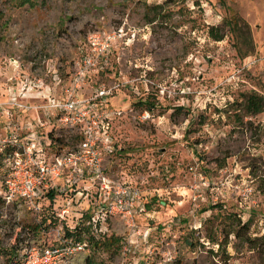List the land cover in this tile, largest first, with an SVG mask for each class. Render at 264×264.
Here are the masks:
<instances>
[{
  "label": "rangeland",
  "instance_id": "374dc122",
  "mask_svg": "<svg viewBox=\"0 0 264 264\" xmlns=\"http://www.w3.org/2000/svg\"><path fill=\"white\" fill-rule=\"evenodd\" d=\"M92 32L115 33L113 54L85 73L80 94L112 88L106 109L121 114L103 172L139 190L138 208L100 220L86 246L64 248L67 229L98 216L102 198L98 180L63 175L49 197L0 201V264H264L232 234L225 247L209 240L224 241L234 216L251 236L264 232V111L240 106L252 91L264 96V0H0V103L62 97ZM5 111L0 121L22 126L44 118ZM51 118L37 136L47 161L80 140L79 128Z\"/></svg>",
  "mask_w": 264,
  "mask_h": 264
},
{
  "label": "built area",
  "instance_id": "2783aa9c",
  "mask_svg": "<svg viewBox=\"0 0 264 264\" xmlns=\"http://www.w3.org/2000/svg\"><path fill=\"white\" fill-rule=\"evenodd\" d=\"M115 36V33L103 35L98 32L88 35L89 53L80 57L72 82L64 89L62 97L50 98L42 105L24 103L15 98L0 103V113H7L5 107L8 106L14 112L13 117L15 113L29 110L35 114L44 112V118L37 114L34 123L25 126L11 119L5 125L6 132H0V175L3 182L0 193L5 202H32L43 189H54L56 182L66 175L65 183L76 184L84 177L99 181L98 192L102 199L97 205L99 215L91 217L95 222L104 221L114 214L130 219L134 207L138 208L141 198L139 190L126 185L114 186L103 172V151L112 148L113 121L121 114L119 110L106 109L112 88L100 86L92 97H82L80 94L86 72H96L110 66ZM113 87L116 89L118 84ZM97 102L105 109L98 110L95 106ZM142 116L148 117L149 114L144 111ZM49 117L62 126L79 128L80 140L72 151L54 154L47 161L43 156L44 147L37 136L39 127L50 124ZM75 247H83V244L77 243ZM55 250L44 249L48 253Z\"/></svg>",
  "mask_w": 264,
  "mask_h": 264
},
{
  "label": "trees",
  "instance_id": "16d2710c",
  "mask_svg": "<svg viewBox=\"0 0 264 264\" xmlns=\"http://www.w3.org/2000/svg\"><path fill=\"white\" fill-rule=\"evenodd\" d=\"M25 2H29V0H25ZM209 34L213 40H217V41L223 39L224 36L222 33L216 31L215 28H211ZM244 38L250 39L249 36H244ZM146 102L147 101H138L137 104L144 106L146 110H150L151 108H149L148 105L151 104V101H148L147 103ZM240 106L244 109V112L247 115L253 116L258 113H261L264 111V96L258 92L252 91L244 96V102L241 103ZM114 146L115 144L112 143V148H111L112 151H114ZM52 189L53 188L43 189L41 195L35 199L41 197H49V195L51 196V192H53ZM0 201H5L1 193H0ZM17 201L20 200H15L13 202H17ZM98 222L99 221L97 222L93 221L90 217V219L89 218L87 219L85 226L84 221L80 219V221H78L73 227H71L70 230L67 229L68 230L66 232L67 237L63 239L62 247L64 248L69 246L75 247L77 243H82L84 246H86V242L82 236L83 234L89 233L90 231L89 229L91 227H96L98 225ZM230 224L231 225L228 226L227 231L224 234L223 237L224 241H217V239H215L214 237H209V240L213 243L218 244L219 246L225 247V245L229 243L228 234H232L235 239L244 242L250 250L256 249L264 253V232L261 235L251 236L249 234V228H250L249 222L248 221L243 222L240 220V218H236V216H234V220L230 221ZM88 243L90 244L91 247L98 248L100 244H102V241H100L99 239H95L92 236H89ZM46 248L58 249L59 245L45 247L43 248V250ZM87 261H89L88 264H93L92 259H87Z\"/></svg>",
  "mask_w": 264,
  "mask_h": 264
},
{
  "label": "crops",
  "instance_id": "0c3cea01",
  "mask_svg": "<svg viewBox=\"0 0 264 264\" xmlns=\"http://www.w3.org/2000/svg\"><path fill=\"white\" fill-rule=\"evenodd\" d=\"M33 114H35L34 112H32ZM2 123V124H1ZM8 123V119H6V120H4V122L3 121H0V129H2V131L3 132H6V124Z\"/></svg>",
  "mask_w": 264,
  "mask_h": 264
}]
</instances>
